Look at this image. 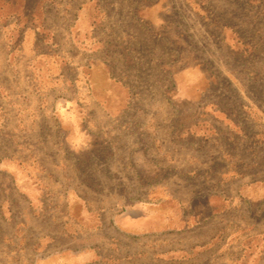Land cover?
<instances>
[{
	"label": "crops",
	"instance_id": "crops-1",
	"mask_svg": "<svg viewBox=\"0 0 264 264\" xmlns=\"http://www.w3.org/2000/svg\"><path fill=\"white\" fill-rule=\"evenodd\" d=\"M181 50L156 113L77 54L60 94L42 78L14 108L32 149L0 156V264H264L263 78L241 58L221 81Z\"/></svg>",
	"mask_w": 264,
	"mask_h": 264
},
{
	"label": "rangeland",
	"instance_id": "rangeland-1",
	"mask_svg": "<svg viewBox=\"0 0 264 264\" xmlns=\"http://www.w3.org/2000/svg\"><path fill=\"white\" fill-rule=\"evenodd\" d=\"M40 23L32 28L12 18L0 21V111L9 120L0 156L32 149L18 145L30 132L18 130L14 108L39 104L32 90L46 91L42 78L60 94L57 68L72 54L106 64L130 88V105L150 113L174 96L181 48L221 81L231 67L240 73L236 59H251L250 74L258 72L264 88V0H56L44 8ZM258 101L264 106V97Z\"/></svg>",
	"mask_w": 264,
	"mask_h": 264
},
{
	"label": "trees",
	"instance_id": "trees-1",
	"mask_svg": "<svg viewBox=\"0 0 264 264\" xmlns=\"http://www.w3.org/2000/svg\"><path fill=\"white\" fill-rule=\"evenodd\" d=\"M56 0H0V21L14 19L24 27L36 28L41 24L44 8Z\"/></svg>",
	"mask_w": 264,
	"mask_h": 264
}]
</instances>
